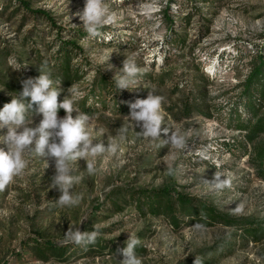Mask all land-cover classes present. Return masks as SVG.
I'll list each match as a JSON object with an SVG mask.
<instances>
[{
    "label": "rangeland",
    "instance_id": "obj_1",
    "mask_svg": "<svg viewBox=\"0 0 264 264\" xmlns=\"http://www.w3.org/2000/svg\"><path fill=\"white\" fill-rule=\"evenodd\" d=\"M23 1L52 21L25 11L18 0H0V109L19 96L22 81L40 75L41 64L53 79L61 78L50 62H55L60 41H71L81 48L70 61L80 68L81 77L62 81L58 100L77 85L82 93L78 107L92 117L90 126L115 135L121 124L129 123L127 102L146 98L147 88L155 87L166 98L162 128L187 131L189 149L172 160L165 156L168 147L138 139L129 124L118 154L95 158L96 174L84 172L74 189L83 200L74 208L55 205L60 193L50 188L53 162L46 168L43 159H31L24 175L0 192V264H119V250L130 234L141 241L136 252L142 264H194L195 256L202 264H264V238L256 241L251 234L258 228L264 231V180L248 153L252 144L246 131L232 121L234 113L248 118L245 81L255 65L254 51L264 48V0H159L161 7L151 15L140 7L149 0H108L116 21L97 38L89 37L74 15L83 10L85 0ZM126 56L146 71L136 88L118 92L112 78ZM17 65L23 67L14 70ZM98 79L106 81L105 88L96 86ZM201 95L209 109L203 102L200 110L210 116L196 109L187 116L185 105ZM58 115H65L63 109ZM41 118L34 115L32 126ZM168 136L162 133L161 139ZM260 140L264 142V134ZM207 146L215 165L196 155ZM77 166L84 170L86 161L79 160ZM216 171L234 177L223 193L202 182L213 179ZM163 190L200 202L215 216L180 213L174 199L162 202L159 215L139 203L138 196L143 201ZM239 203L245 206L243 213L233 214ZM70 221L82 222L81 231L99 225L96 243H66ZM195 224L203 228L197 230ZM43 248L49 250L45 255ZM52 249L63 254H52Z\"/></svg>",
    "mask_w": 264,
    "mask_h": 264
},
{
    "label": "clouds",
    "instance_id": "obj_2",
    "mask_svg": "<svg viewBox=\"0 0 264 264\" xmlns=\"http://www.w3.org/2000/svg\"><path fill=\"white\" fill-rule=\"evenodd\" d=\"M140 7L148 9L146 14L151 15L152 10H159L161 5L159 0H149ZM74 15L79 18L91 38L102 37L104 35L102 29L116 21L108 0H85L83 10ZM21 67L23 66L17 65L14 70ZM108 68H111V65H108ZM38 70L40 75L22 81L23 90L19 96L14 95L11 101L0 109V133H3L0 134V145L7 146V150L0 146V192L6 190L17 177L24 175L31 159L41 158L46 161V168L50 166L49 161L54 165L50 188L60 193L55 205L61 208L79 206L83 194L74 189L82 183L84 172L86 171L88 175L96 174L95 158L105 154L111 156L118 154L121 144L128 137L129 124L138 139L149 141L159 148L168 147L169 151L165 156L172 160L176 159L177 153L189 149L187 131L174 129L169 125L162 128V124L165 123L162 109L166 98L157 94L155 87L147 88L149 91L146 98L127 102L130 113L126 117L129 123L121 124L115 135H108L103 127L92 128L90 126L92 117L78 107L82 93L77 85L72 84L67 88V95L60 101L58 97L64 91L61 87L62 80L53 79L46 64H41ZM145 71L134 57L126 56L123 67L116 70L112 80L118 92L131 90L138 86V77ZM61 109L65 112L63 117L58 115ZM73 113H76L75 117ZM34 115L42 118L38 124L32 126ZM136 127L140 128L139 132L134 130ZM170 131L171 135L168 136ZM162 133L168 136V139H161ZM209 148L210 146H207L198 150L196 155L201 160L213 161L215 165ZM81 159L86 161L84 170L77 166ZM168 170L171 172V168ZM233 179L232 175L216 171L213 179H202V182L211 191L223 193L225 189L232 187ZM244 207L243 203H239L232 210L233 214L243 213ZM81 224L82 222L74 224L70 221L69 228L64 234L65 242L84 246L95 244L101 235L99 225H93L91 231H81L79 227ZM193 227L200 230L203 225L195 224ZM125 243L126 247L119 250L123 256L119 264H142V259L136 252L141 244L140 239L130 234ZM194 264H202L201 258L195 256Z\"/></svg>",
    "mask_w": 264,
    "mask_h": 264
},
{
    "label": "trees",
    "instance_id": "obj_3",
    "mask_svg": "<svg viewBox=\"0 0 264 264\" xmlns=\"http://www.w3.org/2000/svg\"><path fill=\"white\" fill-rule=\"evenodd\" d=\"M20 3V6L22 9H24L27 12L32 13L36 16H45L49 19V16H47L44 12L39 10L31 11L29 10V3L23 0H18ZM49 21H52L49 19ZM53 23V22H51ZM55 25V24H54ZM53 25V27H54ZM81 48L77 46L75 42L71 41H60L58 51L56 52V56L54 57V63L52 65L54 68L58 71V73L61 75V80L63 83H70L72 81L79 80L81 77L80 68L71 66V57L76 55L78 52L80 53ZM253 58L255 65L253 66L252 72L245 81V97H246V103L244 104L245 110L248 112V118L245 120H241L238 115V113L233 114L232 121H235L236 123H239V127L244 129L246 131V141L250 144H252L251 150L248 152L252 155V160L254 163V166L256 168V171L258 175L261 177L262 180H264V142L260 140L261 134H264V113L261 114V109L264 107V48L260 47L257 48L253 53ZM47 63V62H46ZM49 62L47 63L48 66H50ZM199 69V68H198ZM205 85V80L202 78ZM105 80H99L96 83V86H100L105 88ZM203 102L206 106V109H209V106H207V99L205 96H200L194 99L192 103H188L185 105L184 113L187 116H191L193 114V109H196L202 114L210 116L209 112L201 111L200 109L204 107ZM237 125V124H236ZM177 197L176 199L174 197ZM140 199V204L142 205H148L150 209H155L157 215H159L163 209L162 202H166L169 200L174 199L177 208H181L180 213L185 212H193V216H198L199 212L205 213L206 216L211 217L215 216L214 213L211 212V210H206V208H202L203 206L200 204V202H190L186 197L173 193L170 190H163L160 192V194L157 195H150L145 197V199L142 201L140 196H138ZM133 202L138 203L134 196H133ZM113 205L115 203L113 202ZM197 205V206H192ZM160 207V208H159ZM175 207V206H174ZM195 213V215H194ZM176 215V213H175ZM178 221V218L175 217V222ZM223 221L228 222L229 220H225L223 218ZM202 223H205V220H202ZM258 228L256 231H251L254 235V238L257 240L264 238V231L262 229ZM49 249L52 248V246L47 245ZM45 252L48 253L49 250H46L47 248H43ZM52 254H63L62 251L57 250H51ZM45 255V254H44ZM191 262H194L192 260Z\"/></svg>",
    "mask_w": 264,
    "mask_h": 264
}]
</instances>
